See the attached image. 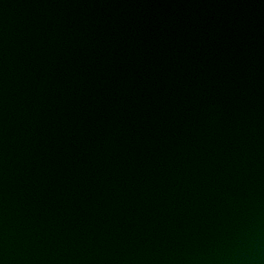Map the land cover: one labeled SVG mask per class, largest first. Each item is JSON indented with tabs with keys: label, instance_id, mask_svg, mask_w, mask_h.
I'll use <instances>...</instances> for the list:
<instances>
[{
	"label": "water",
	"instance_id": "obj_1",
	"mask_svg": "<svg viewBox=\"0 0 264 264\" xmlns=\"http://www.w3.org/2000/svg\"><path fill=\"white\" fill-rule=\"evenodd\" d=\"M0 264H264V0H0Z\"/></svg>",
	"mask_w": 264,
	"mask_h": 264
}]
</instances>
